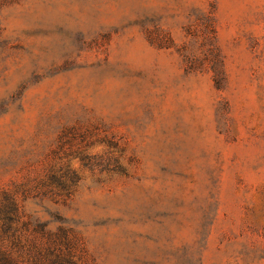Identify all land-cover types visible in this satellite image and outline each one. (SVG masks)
<instances>
[{
  "label": "rangeland",
  "instance_id": "rangeland-1",
  "mask_svg": "<svg viewBox=\"0 0 264 264\" xmlns=\"http://www.w3.org/2000/svg\"><path fill=\"white\" fill-rule=\"evenodd\" d=\"M60 167L83 264H264V0L1 3L0 190Z\"/></svg>",
  "mask_w": 264,
  "mask_h": 264
},
{
  "label": "trees",
  "instance_id": "trees-1",
  "mask_svg": "<svg viewBox=\"0 0 264 264\" xmlns=\"http://www.w3.org/2000/svg\"><path fill=\"white\" fill-rule=\"evenodd\" d=\"M12 0H0V4ZM81 158H87L82 154ZM114 170L123 171L115 165ZM79 180L74 170L49 168L44 176L12 190H0V264H83L84 238L66 218L49 211L58 222L55 229L49 220L26 214L20 201L49 194L55 201L70 198ZM20 192L22 198L16 195Z\"/></svg>",
  "mask_w": 264,
  "mask_h": 264
}]
</instances>
